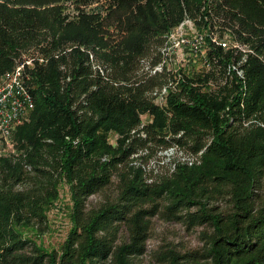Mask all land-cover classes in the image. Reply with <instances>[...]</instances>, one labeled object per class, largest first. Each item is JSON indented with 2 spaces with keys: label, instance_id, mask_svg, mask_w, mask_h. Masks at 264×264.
Wrapping results in <instances>:
<instances>
[{
  "label": "trees",
  "instance_id": "obj_1",
  "mask_svg": "<svg viewBox=\"0 0 264 264\" xmlns=\"http://www.w3.org/2000/svg\"><path fill=\"white\" fill-rule=\"evenodd\" d=\"M61 1L0 0V75L29 43L51 56L31 72L35 112L19 128L32 133L26 162L0 165V264H134L151 217L163 210L209 226L208 264H264V63L252 56L241 66L254 88L245 104L238 80L217 100L210 83L201 86L208 75L191 85L169 67L171 27L184 5L193 10L208 0H113L120 38L108 35L100 21L105 7H96L79 25L66 24L82 31L69 52L59 50L63 39L42 31L48 14L64 25ZM226 2L244 14L242 29L264 24V0ZM162 95L166 106L157 101ZM113 132L116 146L108 142ZM170 147L190 159L175 161L165 176L130 164L141 151ZM115 177V197L89 206ZM64 182L73 226L60 250H48L38 237L49 229L48 210ZM219 197L226 209L211 205ZM123 227L129 242L121 241Z\"/></svg>",
  "mask_w": 264,
  "mask_h": 264
},
{
  "label": "rangeland",
  "instance_id": "obj_2",
  "mask_svg": "<svg viewBox=\"0 0 264 264\" xmlns=\"http://www.w3.org/2000/svg\"><path fill=\"white\" fill-rule=\"evenodd\" d=\"M208 1L209 6L206 3L194 7L193 10L188 9L183 4L182 20L171 27L169 31L173 41L170 50L168 48L169 67L175 71H182L183 75L192 78L193 80L189 81L191 85H197L199 76L208 75L211 81H203L201 86L204 89V85L210 83L212 93L217 100L223 99L225 89L235 87L234 83L238 80L241 88H244L245 93H247L246 99H242V104H245L247 97L252 94L254 88L252 90L250 80H248L246 71L242 67L249 65L252 56L264 63V46L261 45V41L264 40V24L254 23L257 27L256 31H252L251 28L242 29V25H244L242 20L245 17L238 8H230L231 5L226 0ZM112 3L113 0L61 1L57 4L61 5V14L65 18L64 25L54 23L52 16L48 14L45 16L46 21L42 31L48 36V39L53 37L63 39L59 50L69 52L76 42V34H80L82 31L78 28L68 27L66 24L79 25L78 22L82 15L93 13L96 7L103 6L105 11L100 20L103 22L102 25H107L105 29L108 35L115 39L120 38L121 30L116 26L120 25L118 9L114 5L111 6ZM40 8L43 9L45 6ZM115 9L117 11L114 12ZM110 12L111 14H109ZM202 13L205 15L201 16ZM240 34H244L248 40L240 37ZM212 37L219 42L213 41ZM221 41H226L227 45L222 44ZM37 49L34 42L24 46L16 59V65L24 63L30 58H33V62L28 67H35L37 62L41 64L49 62L51 56L42 55ZM41 57L45 59L43 62L40 60ZM223 57H229V59L227 58L228 60L225 62ZM183 79L185 82L187 81L184 77ZM30 85L32 88L33 82H30ZM228 100H225L226 105L229 104ZM157 101L165 106L168 105L164 95L159 97ZM35 107L16 126L9 137L0 138V165L6 169H16L26 162L27 154L32 148L30 141L32 133L27 135L25 131L19 132V128L32 123ZM225 109L227 110L228 107L225 106ZM260 112L261 117L264 118V109ZM170 116L172 118L173 113H170ZM117 136V133L113 132L108 139L109 144L116 146ZM155 149L152 151L144 150L133 155L130 164L143 166L148 171L147 173L152 172L156 177H161L169 172L175 161L190 159L185 150L177 147L158 149L157 151ZM118 182V178L115 177L112 185L91 195L88 199V205L98 206L106 198L115 197ZM260 193L264 195V188ZM226 204L225 199L221 197L211 201V205H216L220 209H226ZM72 205L70 186L64 182L60 185L59 199L48 210L49 229L38 237V241L42 242L48 250H60L66 240L73 226ZM195 209L197 208L192 210ZM209 230L207 225L191 224L185 218L171 217L167 210H163L151 217L149 237L145 242L144 252L135 255L133 263L174 264V260L177 259L179 264H208L203 253L207 245L206 233ZM127 237V229L123 227L121 241L129 242Z\"/></svg>",
  "mask_w": 264,
  "mask_h": 264
},
{
  "label": "built area",
  "instance_id": "obj_3",
  "mask_svg": "<svg viewBox=\"0 0 264 264\" xmlns=\"http://www.w3.org/2000/svg\"><path fill=\"white\" fill-rule=\"evenodd\" d=\"M169 39L170 50L173 43L171 35ZM212 40L219 42L214 37ZM221 43L227 45L226 41ZM40 60L43 62L45 59L41 57ZM32 62L33 58H30L0 75V138L9 137L35 107L36 97L30 85L34 67H28Z\"/></svg>",
  "mask_w": 264,
  "mask_h": 264
}]
</instances>
